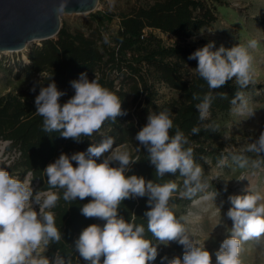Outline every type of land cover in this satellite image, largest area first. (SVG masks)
I'll list each match as a JSON object with an SVG mask.
<instances>
[{
  "label": "clouds",
  "instance_id": "clouds-1",
  "mask_svg": "<svg viewBox=\"0 0 264 264\" xmlns=\"http://www.w3.org/2000/svg\"><path fill=\"white\" fill-rule=\"evenodd\" d=\"M66 0H62L56 11L65 10ZM104 42L110 43L107 34ZM258 47V41L252 39L245 45L226 48L221 45L215 49V42L209 41L195 50L188 59L196 60L194 68L208 85L210 90L224 86L234 80L239 89H245L256 82L254 56L250 49ZM52 82L41 86L35 96L36 114L43 118L42 131L59 133L62 138L77 143L98 133L107 121L115 123L117 117L127 115L122 108V100L110 89L102 86L98 78L89 80L87 73H81L79 79L71 81L74 95L61 104L66 92ZM36 91L35 86L31 89ZM227 98L226 93H220ZM193 100H199L193 94ZM212 93L204 95L195 105L199 119L210 116ZM231 111L235 115H247L251 118L255 111L243 91H237L231 99ZM175 127V133L172 129ZM218 126L206 128L216 130ZM200 128L193 127L192 134H199ZM135 139L147 150L148 160L154 166L158 178L166 174L183 177L182 186L173 180L163 184L146 180L143 176L128 175L132 165L140 161L139 156L120 146H115L111 136L102 137L99 143H92L86 151H77L71 155L61 153L54 162L43 170L47 177L48 190L35 191L30 182L20 180L5 168L0 167V264H73L59 250L49 257L47 252L52 244H58L63 237L56 224L54 209L62 190L65 202L90 198L80 207L85 218L96 219L103 223H92L79 233L74 241V251L78 260L84 264H151L159 255V245L165 247L176 243L183 247L182 258L174 256L166 260L167 264H213V254L206 248L205 241L190 233L189 217L192 213L177 217L170 200L174 194L188 199L194 205L204 201H215L220 195L217 190L207 191L209 182L204 179V169L194 159L192 147H185L189 139L178 126H174L168 109L149 112L147 123L137 132ZM141 152L140 147H136ZM243 152L255 154L251 159L244 154H233L232 160L240 169H261L264 167V131L252 140ZM108 153V155H104ZM104 157L102 162L97 160ZM227 158H222L218 166H223ZM75 162V166L73 164ZM242 176L240 180L245 179ZM224 191H227L225 186ZM203 194V195H200ZM147 197L148 210L144 213L147 220V232L158 243L146 238L143 224L126 220L119 212L121 204L127 199ZM198 197V199H197ZM226 216L232 226H226V236L215 251V264H242L240 259L243 242L264 236V194L246 190V194L229 195ZM34 205L39 206V211ZM223 202H221V207ZM221 212V208L218 207Z\"/></svg>",
  "mask_w": 264,
  "mask_h": 264
},
{
  "label": "trees",
  "instance_id": "trees-1",
  "mask_svg": "<svg viewBox=\"0 0 264 264\" xmlns=\"http://www.w3.org/2000/svg\"><path fill=\"white\" fill-rule=\"evenodd\" d=\"M211 2L213 0H150L145 6H134L128 11H99L90 14L86 30L63 27L56 38L31 47L27 54L29 61L21 63L16 77H40L35 86L36 91L33 92L31 87L0 97V144L7 142V152L17 153L5 169L22 181L30 175L39 191H47V177L43 170L49 163L54 162L62 152L71 155L86 151L90 144L111 136L115 139L114 147L129 146L132 156L140 158L132 165L128 175L143 176L146 180L161 184L173 180L182 186L183 177L179 176V172L158 178L154 166L148 160L147 150L135 139L137 132L147 123L149 112L158 113L165 109L170 110L174 126H178L188 137L189 144L185 147L193 148L197 164L205 168L208 160H220L219 120L231 112L230 101L236 92L243 91L246 95L251 86L239 89L231 80L221 88L210 90L207 83L195 73L197 61L188 59L198 48L186 42L218 19L216 8ZM116 19L119 20V26L112 32L110 26ZM157 33L171 38L173 43L168 44ZM105 34L110 43L104 42ZM81 73H87L89 80L98 78L102 86L116 93L127 115L117 117L115 123L105 122L98 133L77 143L62 138L59 133L42 131L43 118L36 114L34 100L40 87L52 82L48 80L52 75L57 88L66 92L60 100L61 104L65 103L75 94L70 82L79 79ZM161 85L176 92L177 96L161 101ZM209 92L213 96L210 116L201 121L195 105ZM194 93L200 97L199 100L192 99ZM220 93H226L227 98H221ZM208 125L218 127L213 131L212 128H206ZM194 126L200 128L199 134L191 133ZM174 133L175 127L172 129ZM136 147H140L141 152H137ZM261 156L264 157V153ZM103 158L98 159L97 163L102 162ZM73 164L75 166V162ZM53 191L61 195L57 206L51 211L55 213L56 224L64 239L52 244L47 255L51 257L59 250L62 255L71 257L73 264H84L74 251V241L89 224L103 222L81 215L80 207L90 198L65 202L62 190ZM190 202L181 199L177 193L170 200V205ZM147 210V197H143L125 200L119 212L126 220H132L135 214V223L143 224L146 238L156 244L158 241L147 232L144 216ZM174 212L177 217L181 216ZM165 256L168 259L174 257L159 253L151 264H167L166 260H162Z\"/></svg>",
  "mask_w": 264,
  "mask_h": 264
},
{
  "label": "rangeland",
  "instance_id": "rangeland-1",
  "mask_svg": "<svg viewBox=\"0 0 264 264\" xmlns=\"http://www.w3.org/2000/svg\"><path fill=\"white\" fill-rule=\"evenodd\" d=\"M150 0H99L97 10L118 13L128 11L134 6H145ZM210 2V0H209ZM212 5L216 8L217 21L210 27L201 30L198 34L191 37L186 44L201 48L209 41L215 42V49L221 45L230 48L234 45H247L252 39L258 41V47L250 49L254 56V67L256 69V82L251 84L250 90L246 93L250 107L255 111V115L248 118L247 115H235L232 111L220 118L219 129L221 140L218 149L222 158H227L225 165L218 166L219 161L208 160L207 167L204 169V179L209 182V192L217 190L220 195L213 201H204L194 205L191 201L188 204L175 205L174 210L182 215L189 212L187 227L195 238L206 240V248L213 254V264H215V251L219 248L221 241L226 236V226L230 228L232 221L227 218L226 212L231 207L228 202L229 195L246 194V190L259 191L264 194V167L253 169L250 166L240 169L232 160L233 154H244L251 159H257L253 153L243 152L246 146L254 139H257L264 131V0H213ZM90 14L84 15H63L61 17L62 28L70 30H86V23ZM119 20H115L110 26V30L116 31ZM164 40L171 44L172 39L157 33ZM41 41L31 43L22 52L0 53V97L9 92L20 89H28L36 86L40 77L21 76L16 77L21 63H25V56L33 46L41 45ZM13 69V70H12ZM12 70V71H11ZM161 101H168L177 96L176 92L165 85L159 87ZM7 142L0 144V167L5 168L12 161L17 153L7 152ZM129 152V146H121ZM246 177L243 180L240 178ZM24 180L31 183L34 192L37 183L28 175ZM225 186L227 191H224ZM203 195V194H200ZM198 199V197H197ZM221 202L223 205L221 207ZM37 211L39 206L34 205ZM221 208V212L218 211ZM159 253L169 256H180L182 258L183 247L172 243L165 247L159 245ZM240 259L242 264H264V236L243 242L241 246Z\"/></svg>",
  "mask_w": 264,
  "mask_h": 264
},
{
  "label": "water",
  "instance_id": "water-1",
  "mask_svg": "<svg viewBox=\"0 0 264 264\" xmlns=\"http://www.w3.org/2000/svg\"><path fill=\"white\" fill-rule=\"evenodd\" d=\"M0 0V53L22 52L31 43L54 39L62 29L63 15L91 14L99 0Z\"/></svg>",
  "mask_w": 264,
  "mask_h": 264
},
{
  "label": "bare ground",
  "instance_id": "bare-ground-1",
  "mask_svg": "<svg viewBox=\"0 0 264 264\" xmlns=\"http://www.w3.org/2000/svg\"><path fill=\"white\" fill-rule=\"evenodd\" d=\"M5 53H8V52H5ZM29 60H28V57L27 56H25V62H28Z\"/></svg>",
  "mask_w": 264,
  "mask_h": 264
}]
</instances>
